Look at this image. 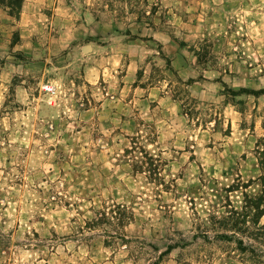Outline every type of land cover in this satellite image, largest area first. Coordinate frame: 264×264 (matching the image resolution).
<instances>
[{
	"label": "rangeland",
	"instance_id": "374dc122",
	"mask_svg": "<svg viewBox=\"0 0 264 264\" xmlns=\"http://www.w3.org/2000/svg\"><path fill=\"white\" fill-rule=\"evenodd\" d=\"M21 9L0 6V264H264L216 238L264 188V0Z\"/></svg>",
	"mask_w": 264,
	"mask_h": 264
},
{
	"label": "trees",
	"instance_id": "16d2710c",
	"mask_svg": "<svg viewBox=\"0 0 264 264\" xmlns=\"http://www.w3.org/2000/svg\"><path fill=\"white\" fill-rule=\"evenodd\" d=\"M22 4L23 0H0V6L7 10V14L10 17L14 18H18ZM189 82H193V80H189ZM251 93L263 94L264 90ZM262 186L264 187V180L262 182ZM243 210L244 211L241 213L232 211L229 217L219 221L220 224H223L225 227H230L232 230H230L231 234H217L216 238L234 242L240 253L247 255L249 257L248 260H253L255 262L257 261L259 255L257 254L255 247L252 244L245 242L243 237H247L251 240L261 239V243H264V188L259 196L245 202ZM247 210H250V212L253 213L251 220H249L250 215ZM262 218L263 223L260 224V220ZM230 222H232L231 225L228 224ZM249 225L254 227L253 232L249 229ZM249 231H251L252 234L248 235ZM246 233L247 235H245ZM239 234L243 235L239 236Z\"/></svg>",
	"mask_w": 264,
	"mask_h": 264
},
{
	"label": "crops",
	"instance_id": "0c3cea01",
	"mask_svg": "<svg viewBox=\"0 0 264 264\" xmlns=\"http://www.w3.org/2000/svg\"><path fill=\"white\" fill-rule=\"evenodd\" d=\"M86 3V2H85ZM72 5H74L76 7V10H77V4L75 2H72L71 3ZM86 6H83V10L85 13H83L84 16V19H81V24H84L85 27H88V25L90 23L93 24V26H98L99 27V24L100 22L96 21L95 18H92V15H90V12H91V9L89 8V4H85ZM82 7V6H81ZM23 8L21 9V13L20 15H22L23 13ZM75 10V9H74ZM78 12V10L76 11ZM81 12V11H80ZM41 13V11H37L36 14H39ZM43 13V12H42ZM38 16V15H37ZM99 32V35H101L100 33V30H98ZM152 38L155 39V40H160V33H154L152 34ZM114 57L112 56H109L108 59H112ZM88 60V59H87ZM110 61V60H109ZM112 67V65H111ZM185 72V69H183L181 67V69H179V72L178 74L181 76L183 73ZM103 74H101L100 70L94 65V64H91V65H86L85 66V69H84V78L85 80L90 83V84H95L99 79L100 77L102 76ZM191 78H193L194 76H190ZM136 88V87H135ZM138 88V87H137Z\"/></svg>",
	"mask_w": 264,
	"mask_h": 264
}]
</instances>
